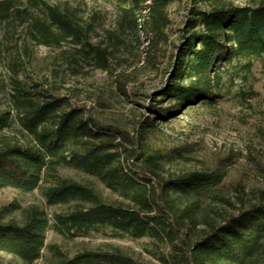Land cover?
I'll use <instances>...</instances> for the list:
<instances>
[{
  "label": "trees",
  "instance_id": "1",
  "mask_svg": "<svg viewBox=\"0 0 264 264\" xmlns=\"http://www.w3.org/2000/svg\"><path fill=\"white\" fill-rule=\"evenodd\" d=\"M32 1L33 9L21 8L19 0H0L6 38L24 26L34 44H71L73 72L79 56L100 70L110 69L114 47L90 42L95 30L79 8ZM107 1L118 15V33L109 34V40L122 43L125 32L142 33L148 41V64L154 68L163 48L170 47V8L190 3L177 30L181 42L169 57L167 85L151 95L143 106L148 115L130 133L71 102L52 80L57 79L54 70L51 80H27L20 55L28 54L26 44L5 47L0 192L39 190L49 206L62 211L50 215L38 205L17 202L0 206V253L19 264H153L118 246L71 257L52 248L45 258L47 233L54 231L67 238L147 239L160 264H264V183L228 181L224 164H205L193 144L162 132L164 123L188 109L218 104L226 77H243L264 56V0H248L245 6L230 0ZM3 52L0 43V58ZM117 78L121 88L126 79L122 74ZM63 170L98 180L114 199L62 175Z\"/></svg>",
  "mask_w": 264,
  "mask_h": 264
},
{
  "label": "rangeland",
  "instance_id": "2",
  "mask_svg": "<svg viewBox=\"0 0 264 264\" xmlns=\"http://www.w3.org/2000/svg\"><path fill=\"white\" fill-rule=\"evenodd\" d=\"M49 4L66 3L79 8V14L85 22L93 25L95 33L90 40L94 44H108L114 48L110 69L96 68L90 59L79 56L77 71L69 68L75 48L67 43L60 48H48L34 44L24 26H19L11 37H7V28L0 27V43L4 52L0 58V84L8 75V52L6 46L26 44L28 54L20 53L24 62L27 80H39L56 72L55 83L60 84L62 93L69 96L71 102L90 108L92 114L104 123L134 132L135 125L148 115L143 107L150 103L151 95L160 94L166 87L169 72V57L175 53L174 46L180 41L177 30L182 28L187 17L190 3L177 2L170 8L173 26L170 31V47H164L157 59V68L148 64V41L142 33L125 32L122 43H113L109 34L118 33V15L114 6L107 0H35ZM237 6H245L248 0H230ZM21 8L33 9L31 0H19ZM166 54V55H165ZM6 58V59H5ZM70 62V63H69ZM126 79L120 88L117 75ZM6 88L0 90V98L5 102ZM223 97L219 103L211 106H195L183 113L172 123H164L162 132L168 137L184 140L193 144L199 160L205 164L219 161L224 164L228 181L244 182L247 186L264 183V56L256 60L253 70L235 81L226 77ZM161 100V99H159ZM105 106H101V104ZM162 135L163 138L165 135ZM166 138V137H164ZM163 138V139H164ZM62 175L93 185L101 190L105 197L114 199L111 192L98 180L74 170H63ZM17 202L26 207L38 205L50 215L61 212L62 207H52L46 202L39 190L24 193L13 189L0 192V206ZM45 258L51 256L53 249L71 257L84 250L105 249L118 246L134 254L142 261L160 264L152 255L153 246L147 239L130 241L119 240L101 235L86 238H67L49 231L47 233ZM53 248V249H52ZM20 262L4 253H0V264H19ZM44 260L38 264H43Z\"/></svg>",
  "mask_w": 264,
  "mask_h": 264
}]
</instances>
